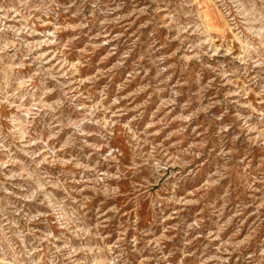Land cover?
<instances>
[{"label":"rangeland","instance_id":"obj_1","mask_svg":"<svg viewBox=\"0 0 264 264\" xmlns=\"http://www.w3.org/2000/svg\"><path fill=\"white\" fill-rule=\"evenodd\" d=\"M0 264H264V0H0Z\"/></svg>","mask_w":264,"mask_h":264}]
</instances>
